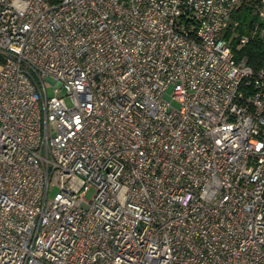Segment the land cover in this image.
Returning a JSON list of instances; mask_svg holds the SVG:
<instances>
[{
	"label": "built area",
	"instance_id": "1",
	"mask_svg": "<svg viewBox=\"0 0 264 264\" xmlns=\"http://www.w3.org/2000/svg\"><path fill=\"white\" fill-rule=\"evenodd\" d=\"M251 36L264 0H0V264H264Z\"/></svg>",
	"mask_w": 264,
	"mask_h": 264
},
{
	"label": "trees",
	"instance_id": "2",
	"mask_svg": "<svg viewBox=\"0 0 264 264\" xmlns=\"http://www.w3.org/2000/svg\"><path fill=\"white\" fill-rule=\"evenodd\" d=\"M242 12L237 16L242 24L241 30L246 32L249 24L254 20V17L249 14L246 7H242ZM243 25H246L243 26ZM236 51V57H246L248 64L254 69L264 68V41L257 36H251L249 41L240 47H236V41L233 44Z\"/></svg>",
	"mask_w": 264,
	"mask_h": 264
},
{
	"label": "rangeland",
	"instance_id": "3",
	"mask_svg": "<svg viewBox=\"0 0 264 264\" xmlns=\"http://www.w3.org/2000/svg\"><path fill=\"white\" fill-rule=\"evenodd\" d=\"M47 85H48V87H47V92L49 93V95L50 94H52L53 93V84L52 83H49V82H47ZM60 93H62V90L60 91ZM66 102L67 103H69V101H68V99H66ZM53 189H50L49 190V195H52V193H53Z\"/></svg>",
	"mask_w": 264,
	"mask_h": 264
}]
</instances>
